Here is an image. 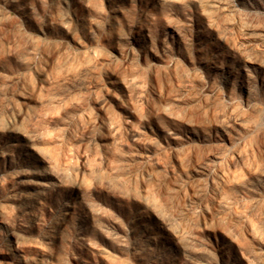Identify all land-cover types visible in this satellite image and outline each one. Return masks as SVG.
<instances>
[{
    "label": "rangeland",
    "instance_id": "obj_1",
    "mask_svg": "<svg viewBox=\"0 0 264 264\" xmlns=\"http://www.w3.org/2000/svg\"><path fill=\"white\" fill-rule=\"evenodd\" d=\"M0 264H264V0H0Z\"/></svg>",
    "mask_w": 264,
    "mask_h": 264
},
{
    "label": "bare ground",
    "instance_id": "obj_2",
    "mask_svg": "<svg viewBox=\"0 0 264 264\" xmlns=\"http://www.w3.org/2000/svg\"><path fill=\"white\" fill-rule=\"evenodd\" d=\"M238 115H240V114H238Z\"/></svg>",
    "mask_w": 264,
    "mask_h": 264
}]
</instances>
